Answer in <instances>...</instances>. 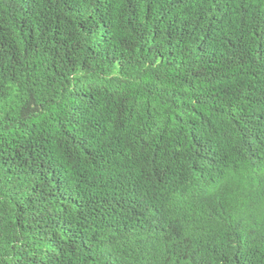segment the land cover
Wrapping results in <instances>:
<instances>
[{"label": "trees", "instance_id": "trees-1", "mask_svg": "<svg viewBox=\"0 0 264 264\" xmlns=\"http://www.w3.org/2000/svg\"><path fill=\"white\" fill-rule=\"evenodd\" d=\"M0 264H264V0H0Z\"/></svg>", "mask_w": 264, "mask_h": 264}]
</instances>
